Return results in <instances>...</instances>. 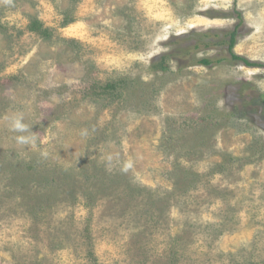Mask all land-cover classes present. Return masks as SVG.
<instances>
[{"label": "rangeland", "instance_id": "374dc122", "mask_svg": "<svg viewBox=\"0 0 264 264\" xmlns=\"http://www.w3.org/2000/svg\"><path fill=\"white\" fill-rule=\"evenodd\" d=\"M0 264H264V0H0Z\"/></svg>", "mask_w": 264, "mask_h": 264}, {"label": "trees", "instance_id": "16d2710c", "mask_svg": "<svg viewBox=\"0 0 264 264\" xmlns=\"http://www.w3.org/2000/svg\"><path fill=\"white\" fill-rule=\"evenodd\" d=\"M239 21H241V20H239ZM239 23L236 24L232 30L227 31V33H223V37H221V39L217 43L221 44V46L226 45V49L228 51L227 53L230 56L231 60L242 62L247 67H259V66H261L260 63L250 61L247 58H245L241 55H238L233 51V47L236 43L237 28L239 26ZM37 27H38V25H35V28H37ZM210 37H211L210 32H208V33H203V34L199 35L198 37L194 38V42H195L194 48H198L199 46H203L204 48H208V47L212 46L214 43H213V40L210 39ZM221 60H223V59H218V58L214 59V58H209V57H202V58L198 59L196 62H197V64H200V65L210 66L213 63V61L220 62ZM156 67H159V64H156ZM159 68H162V66H160Z\"/></svg>", "mask_w": 264, "mask_h": 264}]
</instances>
